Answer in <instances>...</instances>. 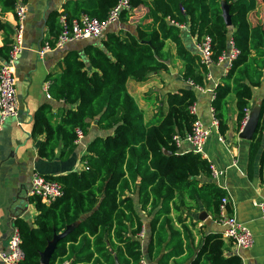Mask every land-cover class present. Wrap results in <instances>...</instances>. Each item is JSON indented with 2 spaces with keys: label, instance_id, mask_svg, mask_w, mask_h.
<instances>
[{
  "label": "trees",
  "instance_id": "1",
  "mask_svg": "<svg viewBox=\"0 0 264 264\" xmlns=\"http://www.w3.org/2000/svg\"><path fill=\"white\" fill-rule=\"evenodd\" d=\"M18 1L0 0V17L13 13ZM117 1L77 0L74 11L67 5L63 15L74 18L83 12L104 19ZM222 1L229 6L231 26L222 19ZM130 6L121 11L119 22L126 26L132 11L141 6L147 9L145 19L150 22L137 23L132 30L107 32L98 45L88 43L80 52L67 51L48 89L51 99L65 104L64 116L53 122L49 104L41 105L33 115L31 135L43 136L37 154L45 160H66L76 148V129L87 137L95 123L104 133L88 142L80 159L85 167L82 171L49 178L61 184L60 199L46 206L30 198L37 211L33 226L15 220L24 253L21 264H40L39 254L53 235L73 224L75 227L58 241L48 264H139L144 255L136 235L142 221L132 195L150 218L144 252L148 264H169L186 249L188 232L185 230L182 239L169 217L175 193L199 201L219 220V204L226 192L215 183L199 185L198 180L210 176L209 162L193 151L179 153L172 141L174 135L184 136L196 119L188 111L196 102L195 91L186 88L169 93L165 112L146 123L127 82L143 83L150 73L166 69L164 48L170 41L184 63L183 79L204 86L206 70L199 64L198 54L185 47L177 25L185 24L187 35L197 40L209 36L214 61L227 50L231 37L239 54L214 87L211 107L222 131L221 110L233 93L241 121L252 89L261 85L264 68V27L252 26L248 20L257 0H130ZM0 31L8 46L12 28L1 18ZM256 160L258 177L264 183V96L249 143V178ZM223 247L221 234L209 233L187 264H241L239 256L224 255Z\"/></svg>",
  "mask_w": 264,
  "mask_h": 264
},
{
  "label": "crops",
  "instance_id": "2",
  "mask_svg": "<svg viewBox=\"0 0 264 264\" xmlns=\"http://www.w3.org/2000/svg\"><path fill=\"white\" fill-rule=\"evenodd\" d=\"M77 0H25L26 17L23 39V51L15 66L16 96L18 102L17 116L8 119L0 131V251L6 250L7 240L15 226V220L26 221L30 226L37 215L35 204L28 195L30 178L33 172L51 178L67 174L72 171H82L85 167L81 157L86 154L88 142L104 133L92 123L87 137H83L76 144L73 153L66 160H45L38 156L37 151L43 136L32 137L31 128L35 111L44 104L51 107L50 116L53 122H57L64 116L65 104L62 101L47 99L43 92V83L51 82L60 72L62 59L67 51L81 49L88 43L99 44L100 39H88L77 42H69L61 49H52L39 55V50L45 42L52 43L59 32L58 17L65 14L68 5L70 11H74ZM141 8V16L136 22L123 25L117 22L108 27L107 32H116L119 29L132 30L137 23H149L145 19L147 9ZM134 11V10H133ZM83 12H79V15ZM78 15V16H79ZM1 20L13 27L14 15L12 12L4 14ZM249 23L252 26L264 27V4L257 0L254 11L248 14ZM185 47L190 53L197 55L195 37L187 35V29H180ZM105 33V34H106ZM105 36V35H104ZM103 36V37H104ZM4 34L0 31V61L5 59L8 46L3 42ZM11 34L8 36L10 42ZM164 51L167 55L166 69L150 73L148 80L137 83L128 80L127 90L136 101V89L141 90V106L144 121L149 123L160 111L165 112V100L169 93L179 89H192L188 81L182 77L183 61L177 56L176 49L170 41L165 42ZM253 55V54H252ZM228 68L224 64L213 65L210 68L212 81H206L204 92H197L196 102L198 117L209 129L210 136L204 146V156L210 165L214 166L223 174L215 179L211 176L198 177L199 185L203 183H215L227 194L229 204L228 214L245 225L253 236L254 243L248 250L236 248L230 241L222 237L224 227L218 219L207 211L199 201H193L185 193H175L171 204L170 221L172 227L179 231L182 239L185 230L188 232L184 240V253L172 259L169 264L189 263L202 239L209 233H219L224 242V255H237L241 258V264H264V231L258 208L254 203L264 196V183L258 177V161L253 165L252 178L248 176V152L251 140L240 137L242 120H238L236 99L233 93L226 97L222 107L223 130L220 131L218 124L212 125L210 113L212 102V89L220 84L226 75ZM261 85L252 89V97L248 101V118L254 124L257 120L261 99L264 96V68L261 69ZM211 90V91H210ZM245 114V113H244ZM178 149V148H177ZM58 150V149H57ZM56 150V152H57ZM192 151L187 144L178 149L179 153ZM136 212L142 221L144 236L141 240L143 257L149 241V216L147 211H142L137 203V196L132 195ZM230 209V212L228 211ZM146 259V258H145ZM0 264L1 261H0ZM60 264H70L64 261ZM154 264V263H149Z\"/></svg>",
  "mask_w": 264,
  "mask_h": 264
},
{
  "label": "built area",
  "instance_id": "3",
  "mask_svg": "<svg viewBox=\"0 0 264 264\" xmlns=\"http://www.w3.org/2000/svg\"><path fill=\"white\" fill-rule=\"evenodd\" d=\"M130 0H118L116 5L109 10L104 19H99L90 16L86 13L80 14L78 17L67 18L61 14L58 17L59 32L52 43L45 42L39 50V55L52 49H61L69 42H77L88 39H102L108 27L119 21V15L123 10H129ZM14 23L12 27L11 39L8 45V50L5 59L0 61V131L8 119L14 118L18 113V102L16 96V76L15 66L23 51V39L25 30L26 8L20 0L15 6ZM177 25V24H176ZM179 29H187L185 24L177 25ZM195 48L199 57V64L206 70L204 80L212 81L210 68L217 64H224L227 68L230 67L232 61L237 57L239 51L235 48L231 37L228 40L227 50L221 52L216 61L213 59V44L209 36H203L200 40L195 37ZM51 82L43 83V92L47 99H50L48 89ZM188 84L197 92H204V86L196 85L193 81L188 80ZM216 85H214L215 87ZM214 89V88H213ZM212 89V99L214 97ZM211 91V90H210ZM188 111L195 116L190 130L184 135H174L172 141L176 148H181L183 144H187L191 150L204 156V146L210 136L209 129L203 124L198 117L197 102H194ZM248 110L244 109V117L242 118L241 131L248 121ZM212 117V125L216 126L217 121L214 118V111L210 108ZM77 139L75 144H78L83 139L80 130L76 129ZM210 174L217 179L222 176L223 172L210 165ZM61 184L55 180H51L38 172H33L30 178L28 195L36 198L40 203L48 206L62 197ZM229 204L228 197L221 199L219 204V223L224 227L222 237L230 241L236 248L248 250L252 247L254 240L250 230L243 224L239 223L236 218L228 214L227 205ZM254 206L258 208L262 228L264 231V196ZM144 236L143 230L137 235L141 242ZM21 235L19 229L14 226L8 237L6 250L0 251V261L2 264H21L24 260V253L21 248ZM139 264H148L147 260L142 256Z\"/></svg>",
  "mask_w": 264,
  "mask_h": 264
},
{
  "label": "water",
  "instance_id": "4",
  "mask_svg": "<svg viewBox=\"0 0 264 264\" xmlns=\"http://www.w3.org/2000/svg\"><path fill=\"white\" fill-rule=\"evenodd\" d=\"M221 10H222V19L225 23L226 26H231V17L229 14V6L226 5L224 3V1H222V6H221ZM258 117V116H257ZM257 122V120H256ZM256 122L254 124L251 123V120H249L245 125V127L243 128L240 137L243 139H247V140H251L254 130H255V125ZM76 224L70 225L68 226L62 233L60 234H54L53 238L51 241H49L47 243V246L45 247V249L39 254V262L40 264H48L55 249H56V245L58 243V241L62 238H64L74 227ZM115 264H118L117 262Z\"/></svg>",
  "mask_w": 264,
  "mask_h": 264
},
{
  "label": "rangeland",
  "instance_id": "5",
  "mask_svg": "<svg viewBox=\"0 0 264 264\" xmlns=\"http://www.w3.org/2000/svg\"><path fill=\"white\" fill-rule=\"evenodd\" d=\"M141 8H138V9H134V11H132V19H131V22H136L138 20V18L141 16ZM136 101L137 103L141 106V90H137L136 89ZM198 111H199V108H198Z\"/></svg>",
  "mask_w": 264,
  "mask_h": 264
}]
</instances>
